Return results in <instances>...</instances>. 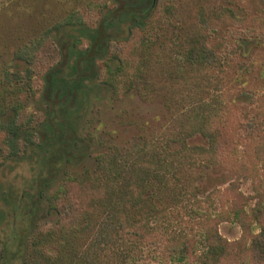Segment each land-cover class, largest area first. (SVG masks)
<instances>
[{
	"label": "rangeland",
	"instance_id": "374dc122",
	"mask_svg": "<svg viewBox=\"0 0 264 264\" xmlns=\"http://www.w3.org/2000/svg\"><path fill=\"white\" fill-rule=\"evenodd\" d=\"M131 11L150 18L129 43L120 42L122 54L131 53L141 66L113 90L101 82L103 55L86 64L88 93L67 112L73 142L54 156L60 161L39 163L38 147L24 152L23 139L19 152L9 155L0 134V264H175L167 261L173 239L194 236L200 254L214 230L229 241L242 235L229 205L243 203L239 193L253 204L254 187L264 180L248 134L264 125V0H0L4 116L17 114L21 131L41 141L40 124L48 116L42 77L57 60L58 45L48 47L52 58L40 54L32 65L15 58L19 48L75 12L85 22L74 31L82 49L91 30L103 29L106 14L117 18L108 30L120 32ZM198 13L210 22L205 33L239 38L240 51L229 41L219 52L221 65L184 56L201 27ZM207 118L222 121L233 153L208 158L199 131ZM241 164L246 175L237 177ZM148 171L154 173L136 188ZM67 176L75 180L64 182ZM87 180L101 185L90 201L87 189L81 190ZM69 189L80 194L81 204L73 203L72 220H61L56 199ZM231 259L258 264L248 250Z\"/></svg>",
	"mask_w": 264,
	"mask_h": 264
},
{
	"label": "trees",
	"instance_id": "16d2710c",
	"mask_svg": "<svg viewBox=\"0 0 264 264\" xmlns=\"http://www.w3.org/2000/svg\"><path fill=\"white\" fill-rule=\"evenodd\" d=\"M149 2L150 0H148ZM167 7V10H170L172 6ZM198 14L201 15L202 13ZM148 16L137 17L131 11L129 19L126 20V29L115 32L108 29L111 28L113 23H116L117 18L114 15L108 16L106 14L102 19L103 29L100 30L96 26L97 28L91 30L93 32H91L92 34L89 37L88 45L85 48L79 49L76 47L77 42L76 38H74V31H77V29L79 31L81 28L78 26L85 25V22L77 13L71 12L49 28L45 32V35L30 44V46L19 48L15 53V58L32 65L33 61L36 60V56H40V54L43 55L44 53L46 58H52L48 47L52 46V42L55 41L58 47L57 49L55 48L57 51H53L56 52L58 57L57 60L53 59L55 62L47 67L42 77V97L48 116L40 124L41 129H43L41 141L39 139L35 142L32 139V132L21 131V125L17 121V114L4 116V110L0 106V134L9 155L19 152V142L23 139L27 141L26 147L23 148L24 152L28 151L27 153H31L32 149L28 150L29 145L38 147L34 149V152L37 154L39 163L43 164L46 159L55 160L54 164L57 163V160L60 161V157L56 159L54 156H57L60 150L67 151L68 145L73 142V138L69 137V135L67 136L73 129L67 112L70 108L76 107L78 102L83 97H86L88 93V76L84 74L86 64L89 62L93 64L94 58L99 57L98 55H103L105 57L103 61L105 72L104 77L101 78V82L104 86L115 90L117 88L116 83L121 78L131 75L135 69L138 70L141 66L134 56V59L132 58L131 53L129 55L122 54V47L124 45L120 42L125 43L128 41L129 43L134 33L143 30L144 26L147 25L146 23L150 21ZM200 17L201 27L194 37L188 41L189 48L184 54L187 60L200 64L217 63L221 65L219 52L224 51L229 46V41L230 48L237 51L241 50L239 38L236 36L231 40L226 37L216 39L211 36V31L208 34L205 33L210 22L204 15ZM122 33L124 35L120 36ZM140 37L141 35L138 38L140 39ZM144 44V40H138L137 45L141 46ZM36 45L39 46V50L36 49ZM91 46L94 47L93 50H91ZM66 48H70L72 51L75 50L74 52H77L76 57L72 56L73 53L66 54ZM135 49L136 46L133 48V52H135ZM42 50L44 52L40 53ZM27 68L26 71L30 73V67ZM221 123L222 121L219 118L211 120L207 118L199 123V131L206 142V146L203 149L207 153L208 158H215L222 154L233 153L234 151L231 139H229V131ZM40 133L39 130V135ZM248 134L255 141V156L253 159L259 163L264 174V125L252 126ZM29 136L30 138H28ZM245 171L246 169L241 164L237 169V177L246 175ZM252 171L254 177L259 175L255 168ZM153 173L152 171H148L141 176L139 183H135V187L140 188L143 186L149 175ZM251 177L254 178L253 176ZM64 180V182L71 183L75 179L72 176H67ZM259 180L258 186L254 187L256 193L253 194L255 199L253 204H250V197H248V200L246 196L239 193L242 198H245L243 203L240 206L234 203H230L229 205V213L232 214V219L237 221L242 229V235L237 241H229L214 230L211 235L205 238V249L198 254V242L194 236L191 238L184 237L180 240L173 239L167 245V252L169 254L167 261L174 262L175 264H187L194 257L192 264H230L231 258L238 255L241 250H248L251 262L252 260L258 264L264 262V180ZM84 187L81 190L84 192L87 189V197L89 196L88 199L90 201L91 197L99 194L101 185H93L92 181L87 180ZM136 195L138 197L139 192ZM80 198V194L74 195L73 192H70V189L68 190V194H65L63 197L62 195L57 197L55 206H57V211L61 214V220H72V216L77 213L73 203L79 206L81 204ZM248 205L249 208H247ZM222 220L218 219V221ZM73 221L76 220L73 219ZM2 257H4V254Z\"/></svg>",
	"mask_w": 264,
	"mask_h": 264
}]
</instances>
